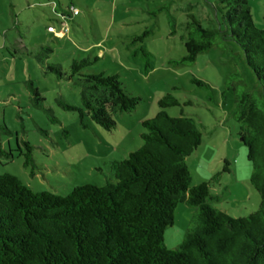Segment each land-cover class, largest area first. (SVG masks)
<instances>
[{
  "label": "rangeland",
  "instance_id": "obj_1",
  "mask_svg": "<svg viewBox=\"0 0 264 264\" xmlns=\"http://www.w3.org/2000/svg\"><path fill=\"white\" fill-rule=\"evenodd\" d=\"M248 2L254 24L264 30V0ZM213 3L0 0V138L10 152V157L0 156V175L11 174L35 192L59 196L77 186H102L114 180L112 162L123 160L142 145V122L155 116L159 98L171 93L181 106L166 112L172 117L183 113L194 118L203 132L202 144L187 158L191 186L221 173L210 186L211 193L222 198L214 206L234 218L257 211L260 197L249 184L252 165L247 148L229 116L234 101L226 83L229 75L238 73L248 89L253 88L254 78L241 49L222 42L199 54L192 64H173L186 54L187 15L205 28H218ZM71 5L79 14L63 21L59 16L68 15L65 10ZM217 16L221 20V14ZM169 17L175 19V33ZM62 24H67L68 33ZM49 27L56 32L50 33ZM146 56L149 68H145ZM86 57L99 59L90 68L92 72L117 74L124 90L141 99L134 112L113 114L116 128L111 131L90 119L83 128L77 112L66 111L57 103L62 99L81 107L80 87L76 81L58 79L47 71V65H59L67 73L73 60ZM30 83L41 95L40 103L32 95ZM190 101L192 104H186ZM224 161L230 163V173H222ZM192 212L186 204H178L173 225L164 232L168 249L182 242Z\"/></svg>",
  "mask_w": 264,
  "mask_h": 264
},
{
  "label": "trees",
  "instance_id": "obj_2",
  "mask_svg": "<svg viewBox=\"0 0 264 264\" xmlns=\"http://www.w3.org/2000/svg\"><path fill=\"white\" fill-rule=\"evenodd\" d=\"M214 1L218 28H205L187 15L186 54L173 64H192L222 42L241 49L253 88L248 89L238 73L229 75L226 83L234 96L229 116L247 148L249 184L259 194L258 210L234 218L215 207L222 198L213 195L210 186L221 173L191 186L187 158L202 144L203 132L194 118L166 112L181 106L168 93L159 98L157 114L142 122V145L112 162L114 180L102 186H77L59 196L35 192L11 174L0 175V264H264V30L254 24L248 0ZM169 24L175 33V19L169 17ZM98 60H73L67 73L59 65L46 69L79 85L81 107L62 99L57 103L77 112L83 128L90 119L111 131L116 128L113 114L134 112L141 99L124 90L117 74L92 72ZM29 86L36 102L43 101ZM0 156L10 157L1 138ZM230 172V163L224 161L222 173ZM178 204L193 212L182 242L168 249L164 232L173 225Z\"/></svg>",
  "mask_w": 264,
  "mask_h": 264
},
{
  "label": "built area",
  "instance_id": "obj_3",
  "mask_svg": "<svg viewBox=\"0 0 264 264\" xmlns=\"http://www.w3.org/2000/svg\"><path fill=\"white\" fill-rule=\"evenodd\" d=\"M55 8V7H54ZM55 11H56V9H54ZM79 14V10L78 9H76V8H74V7H72L71 9H70V11L68 12V15H66L65 13H62V15H58L59 16V18H61L63 21H66V19H68V18H70V17H75V16H77ZM64 24H62V26H63ZM67 24H65L64 26H63V31L65 32V33H68L69 32V28L66 26ZM48 31L50 32V33H55L56 32V29L54 28V27H49L48 28Z\"/></svg>",
  "mask_w": 264,
  "mask_h": 264
},
{
  "label": "crops",
  "instance_id": "obj_4",
  "mask_svg": "<svg viewBox=\"0 0 264 264\" xmlns=\"http://www.w3.org/2000/svg\"><path fill=\"white\" fill-rule=\"evenodd\" d=\"M251 7V6H250ZM251 13H252V10H251ZM253 17V16H252ZM224 197V196H223ZM224 201V200H223ZM225 213H227V212H225ZM228 214V213H227ZM229 215V214H228Z\"/></svg>",
  "mask_w": 264,
  "mask_h": 264
}]
</instances>
